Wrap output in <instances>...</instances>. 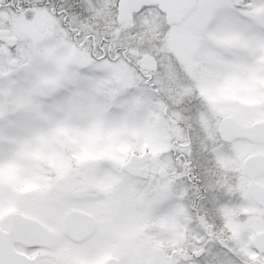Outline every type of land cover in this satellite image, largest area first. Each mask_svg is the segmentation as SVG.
Listing matches in <instances>:
<instances>
[{"label": "snow or ice", "instance_id": "snow-or-ice-1", "mask_svg": "<svg viewBox=\"0 0 264 264\" xmlns=\"http://www.w3.org/2000/svg\"><path fill=\"white\" fill-rule=\"evenodd\" d=\"M0 264H264V0H0Z\"/></svg>", "mask_w": 264, "mask_h": 264}]
</instances>
